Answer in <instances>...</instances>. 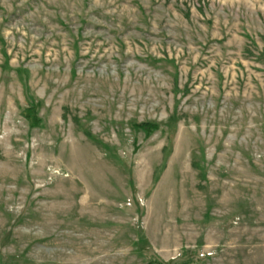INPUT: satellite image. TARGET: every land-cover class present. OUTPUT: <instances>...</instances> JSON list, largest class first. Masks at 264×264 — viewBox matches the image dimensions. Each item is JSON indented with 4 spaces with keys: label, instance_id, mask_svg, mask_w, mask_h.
Returning <instances> with one entry per match:
<instances>
[{
    "label": "rangeland",
    "instance_id": "1",
    "mask_svg": "<svg viewBox=\"0 0 264 264\" xmlns=\"http://www.w3.org/2000/svg\"><path fill=\"white\" fill-rule=\"evenodd\" d=\"M151 263L264 264V0H0V264Z\"/></svg>",
    "mask_w": 264,
    "mask_h": 264
},
{
    "label": "trees",
    "instance_id": "2",
    "mask_svg": "<svg viewBox=\"0 0 264 264\" xmlns=\"http://www.w3.org/2000/svg\"><path fill=\"white\" fill-rule=\"evenodd\" d=\"M23 116H24L25 119H27V120H29L31 122V125H34L35 124L34 123L35 122V118H33V116L31 115L29 109H25L24 110ZM147 127H148V125H146V124H143L142 125V128H144V129H147ZM151 264H153V263H151Z\"/></svg>",
    "mask_w": 264,
    "mask_h": 264
}]
</instances>
